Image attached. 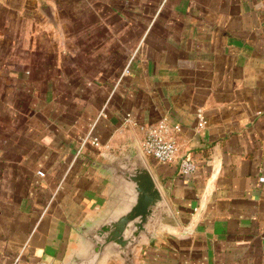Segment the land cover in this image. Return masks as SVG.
I'll list each match as a JSON object with an SVG mask.
<instances>
[{
	"label": "crops",
	"instance_id": "obj_1",
	"mask_svg": "<svg viewBox=\"0 0 264 264\" xmlns=\"http://www.w3.org/2000/svg\"><path fill=\"white\" fill-rule=\"evenodd\" d=\"M163 117L168 163L142 154ZM127 150L174 214L139 264H264V0H0V264H57Z\"/></svg>",
	"mask_w": 264,
	"mask_h": 264
},
{
	"label": "water",
	"instance_id": "obj_2",
	"mask_svg": "<svg viewBox=\"0 0 264 264\" xmlns=\"http://www.w3.org/2000/svg\"><path fill=\"white\" fill-rule=\"evenodd\" d=\"M91 166L103 182L102 203L73 228L57 264H139L144 246L173 231L174 214L140 152L103 154Z\"/></svg>",
	"mask_w": 264,
	"mask_h": 264
},
{
	"label": "built area",
	"instance_id": "obj_3",
	"mask_svg": "<svg viewBox=\"0 0 264 264\" xmlns=\"http://www.w3.org/2000/svg\"><path fill=\"white\" fill-rule=\"evenodd\" d=\"M125 72H127L125 68ZM198 127H204L206 125V119L202 115V110L197 109ZM144 131V139L142 142V154L151 158L159 163L172 162L177 158L179 147L177 144L176 133L178 131L177 126H171L168 120L163 117L153 124L144 125L142 127ZM88 134L82 141V145L87 140L94 146H98L99 142L97 138H91ZM89 138V139H88ZM195 170V164L186 157L179 158V173L182 175H189ZM39 175H43V172L38 171ZM262 181L263 178H260Z\"/></svg>",
	"mask_w": 264,
	"mask_h": 264
}]
</instances>
